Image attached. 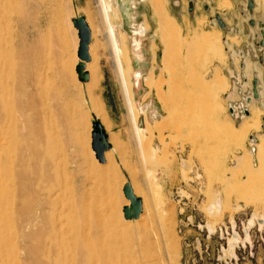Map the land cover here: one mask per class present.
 I'll return each instance as SVG.
<instances>
[{
    "label": "rangeland",
    "instance_id": "rangeland-1",
    "mask_svg": "<svg viewBox=\"0 0 264 264\" xmlns=\"http://www.w3.org/2000/svg\"><path fill=\"white\" fill-rule=\"evenodd\" d=\"M95 1L97 4L94 0L87 4L86 0H0L2 58L9 76V97L14 96L48 120L51 158L44 163L57 205L75 215L82 241L91 247L90 251L93 246L97 250L93 255H100L103 246L115 245L117 249L107 252L109 258L104 256L105 261L94 255L101 260L99 264H124L123 259L126 264H264V181L241 168H235L234 174L229 171L243 152L250 156L251 168H257L258 163H264V149L258 147L255 154V141L250 143V135H240L235 141H227L219 163L222 167L213 166L211 145L216 143L206 138L212 112L222 122L233 121L237 127L243 115L237 109L242 104L247 106L245 96L253 97V78L260 85L258 75L264 72V64L258 60V41L262 34L260 22L264 30V0H221L224 4L220 0H192V11L188 10L190 0H182V11L177 9L185 20L183 24L178 20L181 33H186L187 25L204 20L200 31L218 35L224 62L217 53L201 46L197 37L179 43L170 36L160 40L154 37L155 62L152 53L147 54L142 72L146 75L154 66V84L148 87L140 79L139 87L133 88L138 125L144 128L140 147ZM249 1L254 4L251 9ZM133 5L136 16L127 31L126 55L132 49V30L144 18L150 21L147 34L152 41L155 30L148 5L140 0H133ZM144 10L147 16L142 17ZM78 15L88 20L91 30L90 56L99 69L93 98L102 100L106 122L91 111L85 94L77 97L74 92L72 74L81 88L88 82L78 80L74 65L79 58V38L72 33L69 21L72 23ZM216 15L226 28L219 26ZM145 42L151 52L149 39ZM214 66L221 69L230 84L225 93H207L200 83L209 82ZM262 102L261 97L254 100L260 108ZM230 105L236 109L235 114L230 112ZM182 107L186 112L190 110L188 115L207 116L189 123ZM263 118L264 110L260 130L253 136L264 131ZM94 122L110 135L112 149L104 162L96 159L91 147ZM9 151L13 161L15 150ZM109 167L114 168L112 175L108 174ZM123 181H130L142 201L141 213L131 222L120 218ZM3 182L6 188L11 185L6 179ZM0 202V211L16 209L13 201ZM25 248L19 241L14 246L12 256L17 255L18 264L29 261ZM117 255L120 261L114 260Z\"/></svg>",
    "mask_w": 264,
    "mask_h": 264
},
{
    "label": "bare ground",
    "instance_id": "bare-ground-1",
    "mask_svg": "<svg viewBox=\"0 0 264 264\" xmlns=\"http://www.w3.org/2000/svg\"><path fill=\"white\" fill-rule=\"evenodd\" d=\"M119 1L120 0H98V4L103 22L105 24L107 37L111 46L118 79L120 81L124 97L126 99L125 101L128 107V113L130 116L129 118L133 124L132 129L137 141V145L140 147L144 128L139 127L138 125V112L136 110V108L138 107H135L133 88L135 90L139 87L140 79H143L145 85L151 87L154 84L153 73H155L153 72L154 66H152L146 75L142 74V68L146 66V57L144 55L146 51V43L143 42L142 37L145 36L149 39V49L151 47L152 63H154L156 59V45L154 44V37H158L160 40V38H162L163 36H170L176 43L187 40L188 38L192 40L193 38L195 39L197 37V40L199 44H201V46L207 48L212 53H217L220 56L221 60H223V62L224 58L219 46L220 41L218 35L210 31H200V28L202 26L201 24H205L204 20H202L201 24L187 25L186 33H181V27L178 20L168 10L167 0H140L148 5L151 12L150 16L153 20L152 22H154L155 24V30L153 29L154 31L151 35V38L153 36V41L152 39H150V34L149 36L147 34L150 24L149 22H147L148 20L144 18L143 21L132 30V49L130 52L127 51L128 54L126 55V35H128V32L126 31V29L122 28L123 16L120 10L121 7L119 6ZM129 1L131 0H122L125 5V10H129ZM224 1L220 0V3L224 4L226 2ZM69 22L72 33L76 36L77 29L72 26L71 20ZM259 24L260 28H262V34L260 36V40L258 41V44H261L258 60L260 61V63L264 64V30L262 22H260ZM1 36L2 35L0 34V134L2 135L0 137V199H4L5 204L11 203L13 201L14 207L16 209L13 212L8 211L7 209L0 211V264H18L19 261H16L17 255H15L16 258L12 256L14 253V246L17 245L18 241L22 242L27 247V249L25 248V252H27L26 254H28L27 256L29 257V261H27V264H99V261L101 260L98 261V259H95L94 255H96V258H98V256H101L103 258L107 255V252H109L108 254H110V252L115 251L117 248L114 244V246L110 244L112 247L103 246L104 248H101L103 250L99 252L100 255H93L95 247L93 246V250L90 251L89 248L91 247H87V244L82 241L83 239L81 238V234L78 232V223L74 218L75 215L73 216V214L67 212V210L69 209L65 210L62 206H58V200H56V202L53 198V194L51 191L52 188L50 185V174L47 170L48 167L45 166L44 163L51 158V154L48 152V120H46V117L43 114L32 110V108L27 107L25 104H23V102L21 103L20 101H17L18 99H15L14 96L9 97L7 88V81L9 79V76L7 75L6 68L3 65V48ZM75 44H77V38L75 40ZM89 45L88 53L90 55ZM80 61L81 60L79 58H76L74 61V65L78 64ZM129 61L131 62V64L129 63ZM133 64L134 67L132 66ZM211 69L212 73L210 72L211 75L209 74V82H200L201 85L204 87L207 93L216 90L225 93L230 85L228 84L226 76L222 73L221 69L218 66H214ZM85 70L89 75V78L86 81L79 80V75L76 73L77 78L80 82L85 83L88 81L87 83H85L86 85L84 88H81V83H77L75 75L72 74L75 83V95L77 97H81L83 94H85L88 97V104L91 111H93L97 118L102 122H106L107 116L105 108L102 104L103 102H101L102 100L97 101V99L93 98L95 89L99 84V69L96 60H91V56L90 61L85 62ZM130 74L132 75V80H129ZM258 77L260 78L258 94L259 97L262 98V103L264 104V72L261 71ZM235 90H237V88ZM184 94L185 93H183V95ZM249 98H251V101L246 102L247 106L249 107L248 108L246 106L248 109V114L242 115L241 121L237 127L232 124L233 121L225 123L222 122L218 115H214V112H212L213 121L211 125H209V127H211L210 130H208L209 128L207 129L206 138H209L210 140L213 139L216 143L215 146L211 145L210 156L213 166L222 162V153L227 147L226 145H228L226 144L228 140L229 142L230 140L235 141L240 135H245V137H247L248 135H254L260 130L261 114L264 110V106L263 108L256 106L254 103L255 99L250 96ZM83 99L85 98L83 97ZM188 104L189 103H187V107H189ZM184 110L185 108H183V111ZM187 112H190V110ZM187 112L186 118H188L189 123L192 124L195 123V121L199 122L202 118H205L207 116L200 114L195 115V113L194 115H192V112L191 115H188ZM254 137L255 142L253 148L255 150L254 153L256 154L258 147L264 149V131ZM88 142L90 143V138L88 139ZM10 148H13L15 150L13 161L9 153ZM241 154L242 156L237 160V162L233 159L235 163L231 165L232 167L229 171L234 174L235 168H241L248 171L249 174L252 173L253 175L258 176L260 180L264 181V163H258L259 166L253 169L250 166V156L248 154H245L244 152ZM91 155H93L92 152ZM108 155V152H104V156ZM236 155L238 156L240 154ZM224 164L223 167H225L226 169L227 165L226 163ZM108 172L109 175H112L114 172V168L109 167ZM5 179L6 181L8 180L11 183L10 186H12V188L10 186L9 188H6V184L4 187L3 183L5 182L3 181H5ZM125 183L126 182L123 181L120 187V192L123 196L122 199L124 198L122 206L129 204V200L126 199L122 193V186ZM132 188L134 194L136 196H139L137 190L133 186ZM58 193L59 195L61 194L59 191ZM66 207L67 204L65 208ZM120 218L126 222H131L132 220H134L124 219L121 209ZM88 244H92V242ZM118 257L120 256L117 255L114 260L117 259V261H120ZM106 258H109V255L108 257L106 256ZM123 261L124 264H126L125 259H123ZM103 263L105 264L108 262Z\"/></svg>",
    "mask_w": 264,
    "mask_h": 264
},
{
    "label": "water",
    "instance_id": "water-1",
    "mask_svg": "<svg viewBox=\"0 0 264 264\" xmlns=\"http://www.w3.org/2000/svg\"><path fill=\"white\" fill-rule=\"evenodd\" d=\"M193 3L194 2L192 0L188 2L189 11H192ZM248 6L250 9V7L252 6V1H249ZM216 20L221 28H226V24L220 18L219 15H216ZM72 24L74 28L77 29V36L79 38L77 56L81 60L78 64H76L75 71L79 75V80L86 81L89 78V75H88V72L85 70V62L90 61V55L88 53V45L91 39V32L83 16H77L73 18ZM250 92L251 94L253 93L252 96L254 99L260 98L258 94V79L257 78H253L251 82ZM247 94H249V92H247ZM244 100L245 102H250L251 98H249V96L244 97ZM229 107H232V105H230ZM240 107L243 109L245 114H248V110L243 104ZM93 124L96 128L91 131V147H92V150L95 152L96 159H98L99 162H104L105 161L104 152L110 148V145L107 141L106 134L103 131L101 124L99 122H94ZM262 125L264 126V118H263ZM122 192L125 198L129 200V204L123 206L122 208L124 219L137 218L142 211L141 199L134 194L133 188L129 182H126L123 185Z\"/></svg>",
    "mask_w": 264,
    "mask_h": 264
},
{
    "label": "crops",
    "instance_id": "crops-1",
    "mask_svg": "<svg viewBox=\"0 0 264 264\" xmlns=\"http://www.w3.org/2000/svg\"><path fill=\"white\" fill-rule=\"evenodd\" d=\"M88 1L89 0H86V4L88 3ZM94 2L96 3V1L94 0ZM172 2V3H171ZM97 4V3H96ZM177 4V5H176ZM119 6L121 7L120 8V10H121V12H122V16H123V18H122V28L123 29H126V31H128V28H129V25L133 22V20H134V18H135V10H134V5H133V0H131V1H129V3H128V6H129V10H125L124 8H125V5H124V3L122 2V0H120L119 1ZM167 7H168V10H169V12L171 13V14H173L175 17H176V19L177 20H180L182 23L184 22L183 21V18H182V16H183V13H178V11H177V9H180L181 11H182V0H167ZM174 8V9H173ZM144 14L147 16V12L144 10L143 11V13L141 14V16L143 17L144 16ZM178 14H180V16H178ZM78 16H82V15H78ZM84 17V16H83ZM148 18V17H147ZM86 19V18H85ZM87 21V23H88V20H86ZM143 21V20H142ZM141 21V22H142ZM148 21H149V19H148ZM150 22V21H149ZM145 38H147V37H145V36H143L142 37V40H143V42L144 43H146L145 45V48H146V51H145V53H144V55L146 56L147 54H151V52H150V50H148V44H147V42H145ZM234 68V67H233ZM143 70H144V68H142V72H143ZM242 74V76L243 77H246L245 76V74H244V72H242L241 73ZM237 78H234V82H235V80H236ZM141 101H140V99H139V103H140ZM143 119H144V117H142ZM142 119V120H143ZM107 133V132H106ZM124 133L122 132L121 133V135H123ZM124 136V135H123ZM122 136V138L124 139V141H127L128 140V138H127V136H124L123 137ZM106 138H107V141H108V143H109V145L111 144V140H110V135L107 133L106 134ZM122 139V140H123ZM132 141L130 140V143H131ZM111 149H112V147H110L107 151H105V153L106 152H109V151H111ZM113 155L116 157V156H118L117 155V153H113ZM106 157V156H105ZM129 183H130V181H128ZM131 184V183H130ZM132 186V185H131Z\"/></svg>",
    "mask_w": 264,
    "mask_h": 264
},
{
    "label": "built area",
    "instance_id": "built-area-1",
    "mask_svg": "<svg viewBox=\"0 0 264 264\" xmlns=\"http://www.w3.org/2000/svg\"><path fill=\"white\" fill-rule=\"evenodd\" d=\"M229 110L232 114H235L236 109L233 106L229 107ZM237 112L238 113L241 112L243 115H245V113L241 107L237 109ZM249 140H250V143H253L255 141V137L253 135H250Z\"/></svg>",
    "mask_w": 264,
    "mask_h": 264
}]
</instances>
